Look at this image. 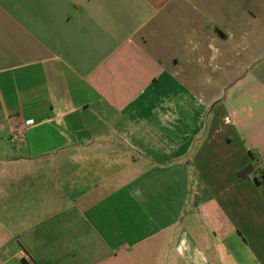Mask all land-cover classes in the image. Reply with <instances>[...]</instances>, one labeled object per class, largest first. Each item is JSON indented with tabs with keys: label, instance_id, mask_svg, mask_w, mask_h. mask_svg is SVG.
Returning <instances> with one entry per match:
<instances>
[{
	"label": "crops",
	"instance_id": "crops-1",
	"mask_svg": "<svg viewBox=\"0 0 264 264\" xmlns=\"http://www.w3.org/2000/svg\"><path fill=\"white\" fill-rule=\"evenodd\" d=\"M249 153L264 0H0V264H264Z\"/></svg>",
	"mask_w": 264,
	"mask_h": 264
},
{
	"label": "trees",
	"instance_id": "trees-1",
	"mask_svg": "<svg viewBox=\"0 0 264 264\" xmlns=\"http://www.w3.org/2000/svg\"><path fill=\"white\" fill-rule=\"evenodd\" d=\"M249 157L251 164L238 170L236 176L241 179L251 174L252 180L257 186L260 183H264V163L261 164L259 159L252 153H249Z\"/></svg>",
	"mask_w": 264,
	"mask_h": 264
},
{
	"label": "built area",
	"instance_id": "built-area-1",
	"mask_svg": "<svg viewBox=\"0 0 264 264\" xmlns=\"http://www.w3.org/2000/svg\"><path fill=\"white\" fill-rule=\"evenodd\" d=\"M30 126H32V123L30 122H25V124L23 125V129L21 130H16L14 132L11 133L8 142L10 144H15V143H22L25 140V129L29 128Z\"/></svg>",
	"mask_w": 264,
	"mask_h": 264
},
{
	"label": "water",
	"instance_id": "water-1",
	"mask_svg": "<svg viewBox=\"0 0 264 264\" xmlns=\"http://www.w3.org/2000/svg\"><path fill=\"white\" fill-rule=\"evenodd\" d=\"M21 264H28L26 261H21Z\"/></svg>",
	"mask_w": 264,
	"mask_h": 264
}]
</instances>
